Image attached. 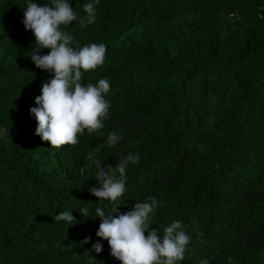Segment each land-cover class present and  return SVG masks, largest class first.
<instances>
[{
    "label": "trees",
    "instance_id": "trees-1",
    "mask_svg": "<svg viewBox=\"0 0 264 264\" xmlns=\"http://www.w3.org/2000/svg\"><path fill=\"white\" fill-rule=\"evenodd\" d=\"M30 2L52 0H0V264H120L95 208L123 214L149 197L160 201L150 230L179 221L190 236L177 264H264V0H68L72 46H106L81 83L107 78L110 106L102 129L60 148L35 135L30 113L52 78L30 58ZM87 3L95 22L81 27ZM111 133L122 139L109 147ZM137 154L122 197L89 193L98 164L118 177Z\"/></svg>",
    "mask_w": 264,
    "mask_h": 264
},
{
    "label": "clouds",
    "instance_id": "clouds-1",
    "mask_svg": "<svg viewBox=\"0 0 264 264\" xmlns=\"http://www.w3.org/2000/svg\"><path fill=\"white\" fill-rule=\"evenodd\" d=\"M83 11L86 16L80 20V26L84 27L85 22L94 23V3L83 5ZM76 20L77 15L68 0H52L51 5L43 6L30 2L24 11V28L32 32L35 41V47L30 51L31 61L36 68L52 74V78L42 84L41 94L35 98L37 107L30 109L37 122L35 135L52 148L76 145L79 134L84 130L93 133L102 129L103 121L108 118L110 105L105 95L110 90V83L107 78L96 84L81 83L83 73L104 63L106 46L92 43L73 47V37L62 31L61 26L67 27ZM41 49L50 51L40 55ZM121 139L122 136L111 133L107 144L114 146ZM138 160V154L129 155L116 164L114 169L118 177L98 164L95 180L99 186L90 188L89 193L97 200L111 202L122 197L127 164H136ZM159 204L156 198L149 197L145 202L135 203L132 210L123 214L113 209L106 215L101 207L95 208V215L101 220L96 236L107 241L111 257L120 264H177L184 259L190 236L181 230L179 221L165 227L162 236L156 229L150 230V214ZM80 213L87 216L89 209L84 207ZM55 220L70 224L75 221L69 212H60ZM197 236L199 238L202 233L198 232ZM87 242L86 239L83 243ZM102 247L99 243L93 245L97 253L102 251ZM201 264H208V261H201Z\"/></svg>",
    "mask_w": 264,
    "mask_h": 264
}]
</instances>
